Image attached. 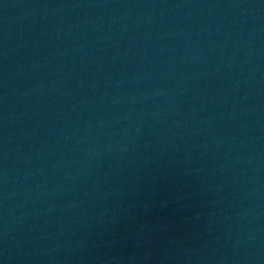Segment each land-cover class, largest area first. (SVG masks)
I'll return each instance as SVG.
<instances>
[{
	"label": "water",
	"instance_id": "95a60500",
	"mask_svg": "<svg viewBox=\"0 0 264 264\" xmlns=\"http://www.w3.org/2000/svg\"><path fill=\"white\" fill-rule=\"evenodd\" d=\"M264 0H0V264H252Z\"/></svg>",
	"mask_w": 264,
	"mask_h": 264
}]
</instances>
